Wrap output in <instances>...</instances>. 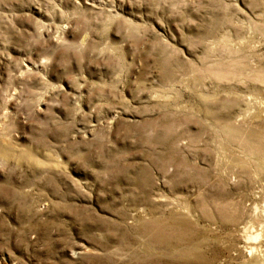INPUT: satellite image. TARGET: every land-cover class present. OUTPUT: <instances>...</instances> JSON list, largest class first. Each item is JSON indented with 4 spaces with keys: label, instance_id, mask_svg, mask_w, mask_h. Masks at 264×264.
<instances>
[{
    "label": "rangeland",
    "instance_id": "rangeland-1",
    "mask_svg": "<svg viewBox=\"0 0 264 264\" xmlns=\"http://www.w3.org/2000/svg\"><path fill=\"white\" fill-rule=\"evenodd\" d=\"M0 264H264V0H0Z\"/></svg>",
    "mask_w": 264,
    "mask_h": 264
}]
</instances>
